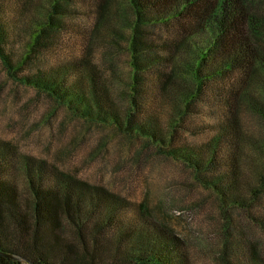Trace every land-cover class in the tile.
I'll list each match as a JSON object with an SVG mask.
<instances>
[{
    "label": "trees",
    "instance_id": "1",
    "mask_svg": "<svg viewBox=\"0 0 264 264\" xmlns=\"http://www.w3.org/2000/svg\"><path fill=\"white\" fill-rule=\"evenodd\" d=\"M76 1L94 17L85 30L84 58L19 77L31 59L51 47L60 17ZM26 2L31 16L20 54L9 50L11 33L0 5V62L7 75L87 121L142 138L160 156L181 163L217 201L222 240L212 263L264 264L244 226L245 220L255 222L264 231V134L250 132L244 123L264 124V0ZM100 46L111 50L108 56L127 57L125 107L112 96L121 82L115 71L108 81L92 63ZM208 92L221 101L220 123L207 142L184 144L183 130L191 129L187 121ZM151 99L152 107L156 103L166 113V124L148 108ZM10 147L0 143V253L19 260L0 256V264H192L194 245L206 253L205 246L176 234L143 204L127 220L122 200L106 189L49 172L27 158L21 161L28 191L22 198L16 184L5 181L14 156Z\"/></svg>",
    "mask_w": 264,
    "mask_h": 264
},
{
    "label": "rangeland",
    "instance_id": "2",
    "mask_svg": "<svg viewBox=\"0 0 264 264\" xmlns=\"http://www.w3.org/2000/svg\"><path fill=\"white\" fill-rule=\"evenodd\" d=\"M26 4V0H0L2 22L9 26L11 33L8 47L18 50V54L27 38L26 25L31 16ZM93 23L94 17L87 5L72 2L59 19L61 26L52 36L51 47L43 51L40 58L31 59L19 77L41 75L70 63L79 64L86 54L85 30ZM110 52L109 48L100 46L92 55V63L104 72L108 81L114 78L111 72L115 71L121 82L113 89L112 96L125 107L127 101L122 90L129 76L127 57L124 54L108 56ZM208 94L209 98L197 105L198 113L187 121L191 129L183 130L184 144L207 142L220 123L221 101L214 93ZM148 102V108L166 124V113L161 112L156 103L152 107V99L146 104ZM244 123L250 132L264 134L263 123L253 120L249 123L248 119H244ZM0 143L11 146L14 154L12 169L5 181L16 184L22 198L28 191L21 161L27 158L42 162L49 172L67 174L120 198L121 213L127 220L130 216L136 217L138 206L143 204L176 234L192 237L206 247V253L198 251L195 245L192 247V264H214L215 251L221 250L217 247L222 240L218 229L219 225L221 231L222 221L215 197L194 182L192 173L181 163L160 156L158 150L147 146L142 138L124 135L108 123L87 121L47 95L15 81L7 75L1 62ZM244 226H248L250 240L258 243L264 258V231L255 222L245 220ZM66 235L71 237L68 231ZM237 243L230 240V244L237 246Z\"/></svg>",
    "mask_w": 264,
    "mask_h": 264
},
{
    "label": "water",
    "instance_id": "3",
    "mask_svg": "<svg viewBox=\"0 0 264 264\" xmlns=\"http://www.w3.org/2000/svg\"><path fill=\"white\" fill-rule=\"evenodd\" d=\"M0 256H3V257H8V258H11V259H18L19 260V257L17 256H13V255H8V254H4V253H0Z\"/></svg>",
    "mask_w": 264,
    "mask_h": 264
}]
</instances>
